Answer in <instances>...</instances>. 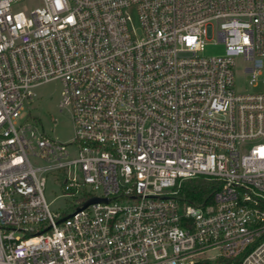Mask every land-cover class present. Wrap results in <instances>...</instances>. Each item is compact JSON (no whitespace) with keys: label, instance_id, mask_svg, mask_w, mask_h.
Here are the masks:
<instances>
[{"label":"built area","instance_id":"2783aa9c","mask_svg":"<svg viewBox=\"0 0 264 264\" xmlns=\"http://www.w3.org/2000/svg\"><path fill=\"white\" fill-rule=\"evenodd\" d=\"M237 57L264 83V0H0V264H264V92ZM54 81L67 142L27 111Z\"/></svg>","mask_w":264,"mask_h":264},{"label":"rangeland","instance_id":"374dc122","mask_svg":"<svg viewBox=\"0 0 264 264\" xmlns=\"http://www.w3.org/2000/svg\"><path fill=\"white\" fill-rule=\"evenodd\" d=\"M34 2H25L19 4L16 8L19 10H28L35 7ZM133 21L138 26V21L133 13ZM225 53L223 44H210L205 48L204 55L220 56ZM245 62L241 57L236 58L235 67V90L238 93L245 92H264V83L260 82L257 86L252 87L248 82V76L244 73ZM62 85L58 81L50 82L36 89L38 96L34 99L32 105L27 107L28 113L37 119V122L42 131L52 138L67 142L73 137V123L71 113L68 109L63 112L59 111V101L61 97ZM52 119H57L56 124ZM33 163L37 166H43L45 163L42 160L33 158ZM48 183L46 187V198L51 203L52 209L55 211L72 212L75 208V202L64 197L65 191L59 186L57 178L63 177V171L57 173H49ZM218 255V251L208 253L209 257Z\"/></svg>","mask_w":264,"mask_h":264},{"label":"trees","instance_id":"16d2710c","mask_svg":"<svg viewBox=\"0 0 264 264\" xmlns=\"http://www.w3.org/2000/svg\"><path fill=\"white\" fill-rule=\"evenodd\" d=\"M213 192L212 182L197 178L188 180L183 184L180 196L188 203L199 205L206 199H209ZM226 258H222L215 264H228ZM201 264H211L210 262H202Z\"/></svg>","mask_w":264,"mask_h":264},{"label":"water","instance_id":"95a60500","mask_svg":"<svg viewBox=\"0 0 264 264\" xmlns=\"http://www.w3.org/2000/svg\"><path fill=\"white\" fill-rule=\"evenodd\" d=\"M100 201H104L106 202V200L104 199H99V198H92L91 200H89L88 202H86L83 206V208H86L88 207L89 205L93 204V203H97V202H100Z\"/></svg>","mask_w":264,"mask_h":264}]
</instances>
